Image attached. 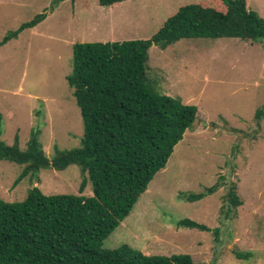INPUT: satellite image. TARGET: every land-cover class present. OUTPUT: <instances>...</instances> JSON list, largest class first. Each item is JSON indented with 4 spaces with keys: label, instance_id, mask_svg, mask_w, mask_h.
<instances>
[{
    "label": "rangeland",
    "instance_id": "rangeland-1",
    "mask_svg": "<svg viewBox=\"0 0 264 264\" xmlns=\"http://www.w3.org/2000/svg\"><path fill=\"white\" fill-rule=\"evenodd\" d=\"M0 0V41L33 19L46 18L0 47V139L23 150L32 128L45 155L54 146L76 148L83 134L80 111L67 85L76 43L146 40L178 7L198 0H128L103 7L98 0ZM264 21V0H246ZM147 75L158 93L197 108L191 130L174 147L129 215L104 240L103 250L123 244L145 255L189 254L195 264H264V42L183 39L152 46ZM22 166L0 161V199L23 201L37 187L45 195L79 194L84 177L70 165L46 168L38 179L14 183ZM220 188L199 201L180 193ZM234 183L242 202L223 215V197ZM87 182L82 195H91ZM183 219L210 231L177 227ZM214 229L218 233H214ZM234 250L246 255L238 259Z\"/></svg>",
    "mask_w": 264,
    "mask_h": 264
},
{
    "label": "trees",
    "instance_id": "trees-1",
    "mask_svg": "<svg viewBox=\"0 0 264 264\" xmlns=\"http://www.w3.org/2000/svg\"><path fill=\"white\" fill-rule=\"evenodd\" d=\"M64 0H52L50 9ZM128 0H98L111 7ZM46 14L9 31L0 47L37 26ZM238 39L264 42V21L247 8L246 0H198L180 6L146 40L76 43L66 82L79 108L83 134L76 148L48 158L32 128L25 149L14 137L0 139V161L22 166L14 182L38 179L46 168L57 171L76 165L84 175L79 194L45 195L31 188L21 202L0 199V264H195L189 254L145 255L126 244L103 250L105 239L129 215L155 174L162 170L174 147L191 130L197 108L156 91L148 77L149 49L161 50L183 39ZM264 116V106L255 118ZM89 182L91 195H82ZM220 185L202 192L180 193L187 202L213 195ZM234 183L223 197V215L241 205ZM177 227L210 231L183 219ZM214 233H218L214 229ZM238 259L246 255L234 250Z\"/></svg>",
    "mask_w": 264,
    "mask_h": 264
},
{
    "label": "crops",
    "instance_id": "crops-1",
    "mask_svg": "<svg viewBox=\"0 0 264 264\" xmlns=\"http://www.w3.org/2000/svg\"><path fill=\"white\" fill-rule=\"evenodd\" d=\"M175 11H176V10H175ZM175 11H174V12H175Z\"/></svg>",
    "mask_w": 264,
    "mask_h": 264
}]
</instances>
